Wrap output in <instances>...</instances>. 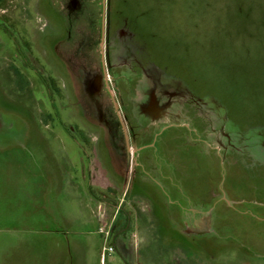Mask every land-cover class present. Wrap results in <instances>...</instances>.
<instances>
[{"label":"rangeland","instance_id":"1","mask_svg":"<svg viewBox=\"0 0 264 264\" xmlns=\"http://www.w3.org/2000/svg\"><path fill=\"white\" fill-rule=\"evenodd\" d=\"M64 1L0 0V264L51 260L54 241L43 228L53 227L54 219L43 205L56 219L74 226L85 197L81 167L94 161L112 164L106 148L97 143L98 130L80 116L65 80L58 82L60 93L51 88L48 92L38 72L26 71L25 63L35 60L44 76L63 78L52 46L63 31L55 8ZM108 1L112 18L114 10H121V18L129 21L158 63L166 64L198 95L220 102L246 137L244 150L235 151L219 149L197 120L189 126L196 130H150L134 148L156 142L158 149L143 158L154 174H168L172 182L149 183L148 171L134 158L123 204L129 206L125 202L142 189L181 206L203 203H198L200 209L209 211L198 216V228L203 229L195 230L192 224L190 234L194 247L205 250V264H264V0ZM12 68L27 80L19 89L22 98H12L17 96ZM69 161L79 183L76 190L64 175ZM58 172L63 181L49 184L47 198L41 197ZM165 187L172 190H166L167 196ZM119 191L116 185L106 192ZM71 198L78 202L77 210ZM198 260L191 264H201Z\"/></svg>","mask_w":264,"mask_h":264},{"label":"flooded vegetation","instance_id":"2","mask_svg":"<svg viewBox=\"0 0 264 264\" xmlns=\"http://www.w3.org/2000/svg\"><path fill=\"white\" fill-rule=\"evenodd\" d=\"M55 13L63 31L52 48L63 78L44 76L35 60L25 63L26 71L38 72L48 92L60 93L58 82L65 80L63 85L70 88L80 116L98 130L97 143L117 166L120 191L122 187L126 194L129 187L133 159L143 149H158L156 142L134 148L153 129L157 133L171 126L196 130L189 126L197 120L219 149L244 150L246 137L227 118L223 105L198 95L166 64H159L129 21L121 18V10H114L111 17L108 0L99 4L65 0ZM11 79L17 87L12 98H22L19 89L25 88V76L12 68ZM94 193L105 196L108 192Z\"/></svg>","mask_w":264,"mask_h":264},{"label":"crops","instance_id":"3","mask_svg":"<svg viewBox=\"0 0 264 264\" xmlns=\"http://www.w3.org/2000/svg\"><path fill=\"white\" fill-rule=\"evenodd\" d=\"M49 134H53V131ZM58 134L61 135L59 132H54V135ZM92 150L94 152L93 147ZM152 150L154 148H149V151ZM147 151L143 149L139 153L136 164L143 172L148 171L149 183L172 182L170 175L158 176L151 171L152 165L143 158ZM157 160L155 167L158 168ZM87 163L84 169L81 167L79 175L82 178L80 185L85 194L82 205L80 203L83 212L79 215L75 213L74 226L69 221L58 218L57 220L47 209L50 207L43 205L44 213L54 219L53 227H44L43 231L53 238L55 246L52 259H48V262L43 259V264H191L193 259H199V263L205 264V250L201 253L202 250L198 249L200 246L194 247L196 242L191 239L190 234L192 224H195V230L203 229L198 228V225H201L198 216L206 213L207 210L200 209L199 205L204 207L205 204L188 202L186 206H181L177 202L174 204L172 201L168 202L164 200L165 198L153 195L147 189L135 190L134 196L125 202L129 206L123 204L125 193L121 191L117 195L95 197L94 192L89 189L90 178L91 183L95 184L94 190L109 191L116 185L120 189L121 177L118 176L115 170L117 166L112 161L110 165L98 161H94L93 166ZM72 168L69 161L64 175L70 182L71 188L75 187L76 190L79 183L74 180ZM157 168L155 171L158 173ZM58 173L55 174L56 178L52 179L53 173L52 180L47 182L41 197L44 195L47 198L46 193L51 188L49 184L60 185L63 181V173ZM135 184L141 188L140 182L135 181ZM166 190L169 193L172 191L171 188L169 190V187H165V196L168 195ZM77 204L78 202L74 204L71 198L70 205L76 210ZM107 246H111L113 250L106 251ZM190 254L196 257L192 258Z\"/></svg>","mask_w":264,"mask_h":264},{"label":"built area","instance_id":"4","mask_svg":"<svg viewBox=\"0 0 264 264\" xmlns=\"http://www.w3.org/2000/svg\"><path fill=\"white\" fill-rule=\"evenodd\" d=\"M105 250L111 252V251L113 250V248H112L111 246H107V247L105 248Z\"/></svg>","mask_w":264,"mask_h":264}]
</instances>
